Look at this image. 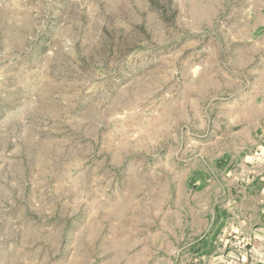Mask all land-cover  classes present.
I'll return each instance as SVG.
<instances>
[{"label": "rangeland", "instance_id": "rangeland-1", "mask_svg": "<svg viewBox=\"0 0 264 264\" xmlns=\"http://www.w3.org/2000/svg\"><path fill=\"white\" fill-rule=\"evenodd\" d=\"M259 214L264 0H0V264H222Z\"/></svg>", "mask_w": 264, "mask_h": 264}, {"label": "crops", "instance_id": "crops-1", "mask_svg": "<svg viewBox=\"0 0 264 264\" xmlns=\"http://www.w3.org/2000/svg\"><path fill=\"white\" fill-rule=\"evenodd\" d=\"M256 195L260 197L262 195L260 191V185L257 189H254ZM214 219V216L211 217V220ZM258 223L260 224L259 228L253 233L252 238L249 242V251L250 253L247 255H239V252L227 255L226 257L220 259V263L222 264H264V215H258L257 218ZM219 222L213 221V223H194L193 226L179 225L178 235H181V238H185L190 236L193 239V245L200 249L203 254L208 251H214V245L212 242L213 234L218 230ZM175 228L174 230H176ZM210 231V232H209ZM181 233V234H180ZM169 233H161V242L162 245L168 248L169 241ZM129 238V236H128ZM147 239V238H146ZM133 240V239H131ZM126 240L119 241L120 245H123ZM205 245L210 248H204ZM234 251V250H233ZM211 252V253H212ZM215 252V251H214Z\"/></svg>", "mask_w": 264, "mask_h": 264}, {"label": "built area", "instance_id": "built-area-1", "mask_svg": "<svg viewBox=\"0 0 264 264\" xmlns=\"http://www.w3.org/2000/svg\"><path fill=\"white\" fill-rule=\"evenodd\" d=\"M248 246H249V243H248ZM250 250V249H249Z\"/></svg>", "mask_w": 264, "mask_h": 264}]
</instances>
